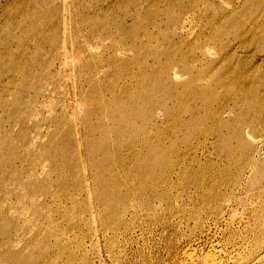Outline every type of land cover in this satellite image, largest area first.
<instances>
[{
  "label": "rangeland",
  "instance_id": "obj_1",
  "mask_svg": "<svg viewBox=\"0 0 264 264\" xmlns=\"http://www.w3.org/2000/svg\"><path fill=\"white\" fill-rule=\"evenodd\" d=\"M148 4L0 0V264H264V0ZM181 13L182 20L168 17ZM169 27L177 29L174 36ZM182 37L208 48L205 70L216 73H209L207 90L237 89L240 101H229L221 120H213V106L193 98L196 82L185 88V74L179 80L160 77L159 88L148 81H158L159 63L148 51ZM232 50L236 57L223 58ZM251 61L254 66L241 67ZM215 75L227 83L215 85ZM148 98L158 124L148 134L160 126L166 145L180 140L174 160L181 174L173 177L175 187L160 188V198L143 197L152 210L133 211L130 204L139 200L131 192L150 191L151 174L143 170L154 156L139 167L125 160L133 179L126 186L119 179L120 188L110 184L119 193L101 199L107 187L93 181L91 170L98 163L93 158L103 156L89 154L86 143L103 142L106 111L128 104L142 112ZM248 110L253 112L243 113ZM143 121L137 116L141 130ZM154 174L159 177L160 169Z\"/></svg>",
  "mask_w": 264,
  "mask_h": 264
},
{
  "label": "bare ground",
  "instance_id": "obj_2",
  "mask_svg": "<svg viewBox=\"0 0 264 264\" xmlns=\"http://www.w3.org/2000/svg\"><path fill=\"white\" fill-rule=\"evenodd\" d=\"M142 1H147L150 5H153V4H157L159 3L160 5L163 4L164 6L165 5H171L175 0H142ZM259 1V0H258ZM177 2V1H176ZM247 2V1H246ZM148 4V5H149ZM258 5H260V2L257 3ZM147 5V4H146ZM162 5V7H163ZM245 6V5H244ZM166 7V6H165ZM164 8V7H163ZM155 9V8H154ZM159 9V8H158ZM162 9V8H161ZM190 9V8H189ZM160 10V9H159ZM158 10V11H159ZM164 10V9H163ZM171 12V11H170ZM168 13V12H167ZM189 13V12H188ZM182 13L179 15H172V14H169L168 17H173L174 19H180L182 20ZM186 16V15H185ZM184 16V17H185ZM227 16V15H226ZM225 17V16H224ZM223 17V18H224ZM232 17V16H231ZM233 18V17H232ZM230 19V18H229ZM227 18V20H229ZM224 20V19H223ZM226 20V19H225ZM207 22V21H206ZM179 23L176 22V23H173V24H177ZM173 24H170V23H167V26H171ZM182 24V23H181ZM184 24V23H183ZM162 25V24H161ZM178 25V24H177ZM180 25V24H179ZM178 25V26H179ZM230 25V24H229ZM163 26V25H162ZM184 26V25H183ZM165 28V27H164ZM170 28V27H169ZM177 28V27H176ZM151 29V28H150ZM171 29V28H170ZM174 29V32L172 30L169 31L171 32V34H176L177 32V29H175V27L173 28ZM185 30V29H184ZM148 31V30H147ZM191 31V30H190ZM189 31V32H190ZM133 32V31H132ZM168 32V31H167ZM166 32V33H167ZM141 33V32H139ZM191 33V32H190ZM189 33V34H190ZM219 33V32H218ZM164 36H165V33H163ZM179 34V33H178ZM192 34V33H191ZM204 34V33H203ZM158 35V34H157ZM171 35V36H172ZM180 35V34H179ZM187 35V34H186ZM201 35V34H200ZM174 36V35H173ZM191 36V35H190ZM189 36V37H190ZM203 36V35H202ZM236 36V35H235ZM147 37V36H146ZM151 37V36H150ZM159 37H161L159 35ZM166 37V36H165ZM181 37V36H180ZM205 37L207 38V35H205ZM204 37V39H206ZM169 38V37H168ZM174 38V37H173ZM172 38V39H173ZM159 39V38H158ZM161 39V38H160ZM164 39V38H162ZM171 39V40H172ZM176 40V38H174ZM203 39V38H202ZM201 39V40H202ZM208 39V38H207ZM206 39V40H207ZM145 40V39H144ZM165 40V39H164ZM163 40V41H164ZM167 40V39H166ZM170 40V38H169ZM168 40V42H169ZM205 40V41H206ZM161 40V42H163ZM198 41V40H197ZM154 42V41H153ZM165 42V41H164ZM163 42V43H164ZM167 42V43H168ZM204 42V41H203ZM201 42V41H198L196 47H193L192 46V43L189 42L187 39L185 40V38H180L177 40V44L176 42H172L171 45H169L168 48L166 49H160L157 47V50H153L151 47V49L153 51H148L149 53V56L153 57V59L156 61L155 64L157 63V61L159 62L157 64L155 72H156V78L158 79V81L155 79V78H148V81L151 82V84H153V86L156 84L159 87H163L161 81L159 80L160 77H163V78H166V79H169V80H179L181 78V76L183 74H185L189 80L186 84V89L189 87V85L193 86L191 83H197V87L195 88L196 90H194V94H192L193 98H195V100L197 99H203L204 102L209 106V107H212L213 106V111H212V116H213V120L216 119V120H221V117L222 115L225 113L226 111V106L228 105L229 101H234L235 102H238L240 101V98L236 95V92H237V89H230L229 90H225L223 94H221L220 92H216L215 89H213V91H211L212 89L210 90H207L209 88H207V83L210 81L209 80V77H210V74H212V72L214 73L215 71H209L207 72L208 70H205L206 69V64L204 63V56L206 55L205 52H207L208 48H206L205 44ZM159 42H157L158 44ZM183 43V45L181 46V44ZM185 43V44H184ZM149 44V43H148ZM156 44V45H157ZM162 44V43H161ZM176 44V45H175ZM136 45V44H135ZM155 45V44H153ZM163 45V44H162ZM152 46V45H151ZM165 47V46H164ZM245 47V46H244ZM260 47V46H259ZM156 48V47H155ZM161 48V47H160ZM171 48V49H169ZM142 49V47H141ZM224 50V48H222ZM196 50V52L194 51ZM221 50V49H220ZM222 50V51H223ZM212 51V50H211ZM234 50H232V54L230 53H227L225 54V56L223 55V58H226L228 56H235L234 55ZM209 52V51H208ZM231 52V51H230ZM224 53V52H223ZM129 54V53H128ZM221 54V53H219ZM121 55V54H120ZM164 57V62H161V59ZM236 57V56H235ZM220 59V58H219ZM233 59V58H232ZM231 59V60H232ZM253 59V58H252ZM230 60V62H231ZM233 61V60H232ZM260 61V60H259ZM262 61H264V59H262ZM215 62V61H214ZM217 62V61H216ZM225 62V61H224ZM227 63H230L228 61H226ZM244 62V61H243ZM242 63V62H241ZM212 64V63H211ZM210 64V65H211ZM223 64V63H222ZM219 67L222 68V67H225V66H222ZM231 64V63H230ZM255 64H258V63H255ZM16 65V64H15ZM209 65V67H210ZM226 65H229V64H226ZM254 66L253 65V62H247L245 63L244 65H241L242 68H247L249 69L250 67ZM17 66V65H16ZM215 66V65H214ZM217 66V65H216ZM215 66V67H216ZM153 67V66H152ZM208 67V66H207ZM208 69H211L209 68ZM219 67H216L219 68ZM257 67V66H256ZM260 67V66H259ZM219 68V69H220ZM149 70H151L150 68H148ZM179 69H182L181 72ZM217 69V70H219ZM256 69V68H255ZM11 70V69H10ZM204 70V71H203ZM212 70H214V68H212ZM154 71V70H153ZM197 71V72H195ZM195 72V73H194ZM219 72V71H218ZM154 73V72H153ZM216 73V72H215ZM130 74V73H129ZM125 76L128 75V73L124 74ZM144 75V74H142ZM140 75V76H142ZM96 76V75H95ZM216 76V75H215ZM136 77H137V74L133 73L132 75V79L134 78L136 80ZM147 77V76H146ZM150 77V76H149ZM185 78V77H184ZM182 78V79H184ZM220 79V77H218ZM217 80V76H216V82L218 84H215V85H223V84H226L227 82H223L220 80ZM145 80V79H144ZM232 80H229V84L232 85L231 83ZM172 82V81H171ZM190 82V83H189ZM233 82V81H232ZM165 84V83H164ZM166 84H169L166 82ZM174 84V83H173ZM214 85L213 88H216ZM196 86V85H195ZM206 86V87H205ZM165 87V86H164ZM183 87V86H182ZM184 87H183V90L180 91L181 93H179L181 95V97H185L184 95H187L185 94V91L184 90ZM194 87V86H193ZM221 88V87H220ZM226 88V87H225ZM217 89V88H216ZM168 90V89H167ZM109 91V90H108ZM240 92V91H239ZM242 92V91H241ZM191 93V92H190ZM193 93V92H192ZM244 93V92H243ZM241 94V93H240ZM247 94V93H246ZM249 94V93H248ZM251 94V93H250ZM110 95V94H109ZM189 96V95H188ZM222 96V97H221ZM243 96V95H242ZM190 97V96H189ZM222 99H221V98ZM246 97V96H245ZM248 97V96H247ZM108 98V97H107ZM243 98V97H242ZM249 99H251V97H248ZM247 98V99H248ZM191 100V98H189ZM245 99V101L247 100ZM186 100V98H185ZM187 101L189 103H191L192 101ZM107 101V100H106ZM183 101V100H182ZM243 101V99L241 100ZM195 102V101H194ZM194 102L192 103L194 105ZM200 102V101H198ZM203 102V101H202ZM113 105V101L111 102ZM242 103V102H241ZM254 103V102H253ZM261 103V102H260ZM104 104V103H103ZM107 106L110 105L109 102H106ZM200 104V103H199ZM246 104V103H245ZM110 105V107H111ZM186 105V103L184 104ZM235 105H237L235 103ZM201 106V105H200ZM205 106L203 105L202 103V107ZM240 106V104H239ZM238 106V107H239ZM175 107V106H174ZM187 107V106H186ZM201 107V108H202ZM155 108V105H153V102L151 101V98H148L147 100V103L143 106L142 108V112H139L137 109L136 111L132 110V108H130V105L128 104H122V105H117L115 107V110H108L106 111L103 115H104V119H105V122H106V127L105 128H102V131H101V135H102V138H103V142L99 143V144H93L92 142L88 141L86 143V147L88 149V152L89 154L91 155H94L96 152L100 153L103 158L99 161H97V159L93 158V163H97V168L94 169L93 171L91 170V173L92 172H95V175H93V181L94 182H98L100 185L102 186H106L107 188L105 189V192L102 193V194H99V196L101 195V199L103 198V196L106 197V194L109 197H112L114 195L117 194V192L119 193V191L115 190L117 187L120 188V185L121 183H123V185H125V183L129 180V179H133V177L131 176L132 174H129V172L127 171L126 167L123 168L124 164L123 162H125V160H129L131 162H135V165L137 164V166L139 167L143 162H147L146 160L148 158H150V156H154V164L151 165V164H148V167L147 170H143L144 171V174H151L150 175V191L145 192L143 189L138 191V192H135V191H132V195L134 193H136L135 195L138 196V200L139 202L136 203L134 200L132 201V203L130 204V208L134 209L137 207V206H142V208H144L143 210L144 211H150L152 210V207L153 205H149V203L145 202V198L143 200V197L145 196H153L154 198L157 197V198H160L161 195H160V188H172L174 186L175 183V180L174 178H177L180 174H181V171L178 170V171H175V164L178 163V161H175L174 160V154L179 150H177V146H175V143L176 142H180V140L176 141L174 143V145H166L164 142H162V138H161V130L159 129L160 126H158V128L156 129V133L155 134H148V131L149 132H152L151 130H147L149 128H154L156 127L158 124L155 122V121H152L153 120V109ZM191 108V107H190ZM197 108V107H196ZM235 108V107H234ZM245 108V107H244ZM103 109V106L100 107V110ZM176 109V108H175ZM174 109V110H175ZM195 108H192V110H190L191 112L194 110ZM211 109V108H209ZM173 110V109H172ZM178 110H182L181 109H178ZM105 111V110H104ZM183 111L187 112L188 113V109H184ZM189 111V112H190ZM196 111V110H195ZM194 111V112H195ZM209 111V114L211 113ZM174 112H177L174 111ZM179 112H182V111H179ZM184 112V114H185ZM197 112V111H196ZM195 112V113H196ZM251 113L253 111H247V112H244V114L246 113ZM204 113V112H203ZM242 113V112H241ZM171 114V112H170ZM173 114V112H172ZM172 114L170 116H172ZM177 114V113H176ZM183 114V112H182ZM181 114V115H182ZM183 114V115H184ZM174 115V114H173ZM180 115V116H181ZM190 116H192L193 114L189 113ZM137 116H144L145 118V122L143 121V128L144 130H141L140 127L136 124V119H137ZM170 116H169V119H170ZM176 116V115H175ZM189 116V117H190ZM210 116V115H209ZM179 118V116H176ZM193 117L195 118V115H193ZM207 117V116H206ZM173 119V117H172ZM190 119V118H189ZM198 120V118H196ZM171 120V119H170ZM175 119H173L172 121L174 122ZM193 120V118H192ZM208 120V119H207ZM152 121V122H150ZM194 121V120H193ZM200 121V120H198ZM264 121V120H263ZM147 122H150L149 126H147ZM168 122L167 120L164 121L163 123H166ZM190 122V121H189ZM188 122V124H189ZM177 123H178V120H177ZM195 123V122H194ZM193 123V125H194ZM263 123V122H262ZM187 124V123H186ZM164 125V124H163ZM175 125V123H174ZM162 126V125H161ZM176 126V125H175ZM175 126H173L172 129H175ZM178 126V125H177ZM179 127V126H178ZM199 127V126H198ZM197 128V127H196ZM202 128V127H201ZM195 130V129H193ZM197 132V131H196ZM195 132V133H196ZM199 132V130H198ZM254 132V131H253ZM262 132V131H261ZM106 133H107V137L106 136ZM170 133H171V130H170ZM169 133V134H170ZM172 133H173V130H172ZM77 134H78V137H79V146L82 147V140L83 138L80 136L82 135V132L80 130L77 131ZM163 135L165 134L166 135V131L162 133ZM186 134V133H185ZM188 134V133H187ZM84 135H87V133L84 131ZM162 135V136H163ZM168 135V134H167ZM171 136V135H170ZM169 136V138H170ZM185 136V135H184ZM256 136V135H255ZM166 137V136H165ZM258 137V136H257ZM168 138V137H167ZM184 138V137H183ZM197 138V137H196ZM256 138V137H255ZM204 139V138H203ZM169 141H171L169 139ZM202 141V140H201ZM200 141V142H201ZM206 141V140H205ZM187 142V141H186ZM199 142V141H198ZM197 142V143H198ZM200 142L198 144H200ZM143 143V144H142ZM169 143V142H168ZM202 143V142H201ZM205 143V142H204ZM208 143V141H207ZM181 144V143H179ZM190 144V143H188ZM185 145V144H184ZM197 145V144H196ZM169 146V147H168ZM189 146V145H188ZM201 146V145H200ZM198 146V147H200ZM204 146V145H203ZM226 146V145H225ZM183 147V146H182ZM185 147V146H184ZM194 147V146H193ZM228 147V146H227ZM188 148V147H187ZM202 148V147H200ZM193 148H191L192 150ZM195 149V148H194ZM225 149V148H224ZM190 150V148H189ZM235 150V149H234ZM184 151V150H183ZM196 151V149H195ZM201 151V150H200ZM161 152L163 153L161 156V158L158 160L155 156H157L156 154L160 153ZM182 152V151H181ZM193 152V150L191 151ZM194 153V152H193ZM196 153V152H195ZM194 153V154H195ZM201 153V152H200ZM109 154H114V156L117 158L115 159V161L112 160V158H110ZM178 154V153H176ZM197 154V153H196ZM159 155V154H158ZM182 155V154H181ZM189 155V154H187ZM182 157V156H180ZM183 157H186V156H183ZM196 157V156H195ZM255 157V156H254ZM258 157V156H257ZM187 158V157H186ZM198 158V157H197ZM205 158V157H204ZM133 160V161H132ZM150 161V160H149ZM187 161V160H186ZM185 161V162H186ZM133 162V164H134ZM152 162V161H151ZM150 162V163H151ZM199 162V161H198ZM248 162V161H247ZM253 162V161H252ZM183 162H181L182 164ZM189 163H191V161H189ZM197 163V162H196ZM195 163V164H196ZM83 164H84V161H83ZM89 164L93 165L92 162H89ZM185 164V163H184ZM249 165V163H247ZM127 166V165H126ZM155 166V167H154ZM185 166V165H184ZM187 166V165H186ZM190 164H189V168H190ZM159 168L160 169V175L159 177H156L157 175L154 174V168ZM179 167V166H178ZM185 169V168H184ZM188 169V168H187ZM227 169V168H226ZM189 170V169H188ZM186 171V170H185ZM191 171V170H190ZM212 172V171H211ZM226 172V171H225ZM191 173V172H190ZM222 173V172H221ZM184 174V173H183ZM187 175V174H186ZM85 176V175H84ZM145 176V175H144ZM175 176V177H174ZM191 176V175H190ZM87 177V176H86ZM102 177H105V179H101ZM141 177V176H140ZM174 177V178H173ZM181 177V176H180ZM188 177V175H187ZM185 177V178H187ZM220 177V176H219ZM138 178V177H137ZM184 178V179H185ZM86 179V178H85ZM121 180L120 181V185H118V180ZM144 179H146V177H144ZM190 179V178H189ZM100 180H102L103 183L100 182ZM148 180V181H149ZM179 180V179H177ZM188 180V179H187ZM186 180V182H187ZM86 181V180H85ZM181 181V180H180ZM109 182V183H107ZM185 182V181H184ZM114 183V185L117 184V187L113 188L110 186V184L112 185ZM149 183V182H148ZM254 183V182H253ZM132 184V183H131ZM182 184H185L182 182ZM239 184V183H238ZM240 185V184H239ZM85 186V184H84ZM126 186V185H125ZM179 186V185H178ZM134 187V186H133ZM175 187V186H174ZM138 188V187H137ZM148 189V188H147ZM159 189V190H158ZM210 189V188H209ZM88 190V189H87ZM122 192V191H121ZM169 192L167 190L166 191H163V194ZM125 193V192H124ZM127 193V191H126ZM145 193H147V195H144ZM162 193V192H161ZM162 194V195H163ZM198 194V193H197ZM126 195V194H125ZM123 194L122 197H124L123 199H125V196ZM167 196H170L169 198H171V195L170 193H167L166 194ZM215 196V195H214ZM91 197V196H90ZM89 198V197H88ZM107 198V197H106ZM130 198V197H129ZM104 199V198H103ZM147 199V198H146ZM127 199H125L126 201ZM110 201V200H109ZM117 201V200H116ZM144 201V202H143ZM154 200H152L153 202ZM156 203H157V200H155ZM210 201V200H209ZM107 202V200H106ZM113 202V201H112ZM123 202V201H122ZM121 202V203H122ZM119 203V202H118ZM125 203V202H124ZM159 203V202H158ZM163 203V201H162ZM155 204V203H154ZM160 204H161V200H160ZM122 205V204H121ZM159 205V204H158ZM162 205V204H161ZM113 206V205H112ZM136 206V207H135ZM155 206V205H154ZM160 206V205H159ZM158 207V206H157ZM209 207V206H208ZM124 211L125 210V206H120V208H118V211ZM121 216V215H120ZM116 221V220H115ZM62 241V240H60ZM257 245V244H256ZM219 253V252H218ZM221 253V252H220ZM191 254H189L190 256ZM193 255V254H192ZM188 256V257H189ZM207 256V255H206ZM215 257V256H214ZM213 258V257H211ZM204 258H202V261H203ZM206 259V258H205ZM201 260V259H200ZM213 260V259H212ZM219 262V260H218ZM204 263V262H203ZM202 263V264H203ZM192 264V263H191Z\"/></svg>",
  "mask_w": 264,
  "mask_h": 264
}]
</instances>
